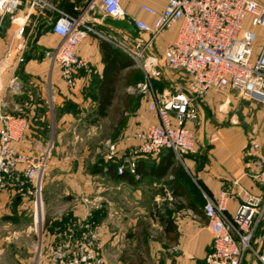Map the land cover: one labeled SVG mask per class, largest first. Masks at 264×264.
<instances>
[{"label": "crops", "instance_id": "obj_1", "mask_svg": "<svg viewBox=\"0 0 264 264\" xmlns=\"http://www.w3.org/2000/svg\"><path fill=\"white\" fill-rule=\"evenodd\" d=\"M46 1L73 16H82V19L95 29V33L88 34L78 46L77 52L86 60L87 67L77 73L76 85L72 88L62 80L58 65L51 60V55L60 38L52 32L50 20L34 14L35 10L31 7L30 0H22V5L13 17L4 16L0 20V114L24 116L27 121L25 134L22 140L16 143V147L26 152L41 153L50 132L52 117L57 133L76 132L82 127L84 129L86 120L82 121L84 126L78 124V120L82 116L89 115L90 118H94L92 124L100 118L109 117V127L116 129L129 121L134 114L131 125H127V130L133 131V134L151 123H157L155 113L148 109L146 98L141 93L135 94L130 90L131 87L136 86L137 82L129 85L125 83L127 67L120 71L112 104L104 110L106 115L98 114L101 97L98 86L104 69L100 43L101 40H106L131 56V52L150 38L149 32H142L134 25V20H141L150 25L154 22V16L145 11L142 6L148 5L159 11L164 8L168 0H120L124 12L122 17L107 15L100 0ZM258 1L264 3V0ZM47 15L53 18L56 12L47 10ZM22 23L26 24L25 34L28 39L21 53L22 61H19L14 34L16 28ZM177 29L178 23L172 22L147 45L145 55H151L157 59L153 70H162L160 78L157 80L152 78V85L154 82L157 83V89L160 91L182 83L181 76L173 70L175 74L172 76V72L165 69L161 59L165 48L175 39ZM255 30L260 36L263 34L260 28ZM9 48L12 54L7 57ZM136 66L135 62L133 68ZM13 82L19 85L18 90L12 88ZM159 86L162 88L159 89ZM215 94V90H212L207 96L199 99L195 105L196 116L184 122L194 132L197 148L194 154L184 156L181 161L174 157L176 162H171L165 173H159L157 166L160 162L168 161L169 149L167 148L162 149L157 155L131 156L135 162V174L130 173L127 168L124 169L127 171L124 176L117 175L113 168L102 170L103 177L108 178L109 185L110 180L117 182L122 192L128 189L135 197L149 196L158 203L166 199L169 212H166L167 214L160 221V228L167 246L175 245L177 250L171 251L170 254L162 253L164 255L162 264H205L206 255L212 246V235L202 211L204 203L202 191L213 198L222 191L229 192L226 207L228 215L235 211L242 200V192L238 194L239 188L253 194H262L264 198V188L252 176L255 172L253 159L244 153L249 142V131L239 124L236 113L232 112L228 120H223L222 116L212 113L216 108L215 98H213ZM226 106V102L221 104L219 113L228 115L229 110ZM247 110V106L243 105L241 113H246ZM263 112L264 110L260 112L261 116ZM119 118H124L121 125L117 124ZM92 124L90 128L94 127ZM257 125L262 131L264 123L259 121ZM263 134H261L263 137L260 144L264 151ZM137 143L138 140L133 135L124 141L123 147ZM50 161L49 158L48 165L55 163L61 166L57 170L61 173L64 171L62 165L69 164V161L64 158L59 160L56 157ZM177 165L184 173L176 172ZM65 170L66 175L58 173V176L57 174L55 176L51 173L50 177L53 180L74 182L75 174L71 170ZM65 189L69 191L67 187ZM4 193L10 195L9 192L3 191L0 197ZM24 210L27 211V216L33 219L32 208H0V216L7 222H16L21 213L25 215ZM67 211L63 213L62 210H58L47 219L46 236L43 235L42 238L44 247L48 244L52 246L59 239L62 226L64 227L67 222H72L82 214L79 210H72V208ZM167 222L171 225L169 232L165 231ZM97 229L102 240L103 257L109 264H143L142 255L139 252L144 241L142 238L134 236L135 242L127 241L126 238H120L118 235L111 237L108 230H101L98 227ZM128 243L132 245L130 250L126 247ZM263 243L264 217L254 231L252 246L255 250H260ZM42 256L39 254V257L33 260L34 264H52L47 254L45 258ZM30 258V255L26 258L16 256L14 261L17 264H30ZM242 264H257L251 251L246 252Z\"/></svg>", "mask_w": 264, "mask_h": 264}, {"label": "built area", "instance_id": "obj_2", "mask_svg": "<svg viewBox=\"0 0 264 264\" xmlns=\"http://www.w3.org/2000/svg\"><path fill=\"white\" fill-rule=\"evenodd\" d=\"M37 17L51 21L52 32L60 40L51 55L59 67L62 80L69 87L76 85L77 73L87 67L79 56V44L95 29L82 16H73L46 0H30ZM104 12L122 17L120 0H100ZM22 0H0V20L13 17ZM142 8L154 16L153 24L134 20L150 38L131 56L146 73L144 81L130 88L141 93L148 109L158 119L135 133L138 140L133 155H157L162 149H171L178 160L197 150L194 132L185 120L196 116V103L210 91L235 89L245 99L264 102V3L258 0H168L162 10L148 5ZM47 10L56 16L49 18ZM172 22L178 23L175 39L162 54L164 64L182 78L179 85L161 91L152 85L154 56L145 55L148 43ZM25 23L14 34L15 49L22 61L27 45ZM260 28L263 34L256 32ZM12 54L8 49L6 56ZM157 72H155V75ZM14 90L19 89L16 82ZM27 129L24 116L0 114V193L13 192L31 199L33 221L43 219V185L48 165V152L31 153L19 150L16 143L22 140ZM245 155L253 159V178L264 188V151L260 141L248 142ZM127 170L135 174L133 158L127 161ZM122 165L118 173L125 169ZM242 200L235 211L226 214L229 192L222 191L216 198L202 191L203 215L212 235L211 251L207 264H242L246 252L251 251L257 264H264V243L260 250L252 246L254 231L264 217V198L239 188ZM48 257L52 264H109L102 254L100 232L86 219L67 222L59 239L50 246Z\"/></svg>", "mask_w": 264, "mask_h": 264}, {"label": "rangeland", "instance_id": "obj_3", "mask_svg": "<svg viewBox=\"0 0 264 264\" xmlns=\"http://www.w3.org/2000/svg\"><path fill=\"white\" fill-rule=\"evenodd\" d=\"M136 68L140 70L142 75L141 82L144 81L146 77L145 70L138 65ZM165 69L168 72L171 71L172 76L175 74V71L173 72L166 65ZM150 72L153 75L152 78L156 80L162 74L160 69L154 71L153 66ZM155 72H157L156 75ZM215 92L213 98H215L216 108L212 113L222 116L223 120H228V116L232 112L236 113L239 117V124L249 131L248 141L252 139L261 141L264 128L261 131L257 123L259 121L264 123V114L261 116L260 113L264 110V102L245 99L235 89L215 90ZM134 93L139 94L137 91ZM136 98L138 99V97ZM225 102L227 104L226 108L229 110L228 115L219 113V106ZM243 105L248 108L246 113H241ZM90 117V115L87 117L82 116L78 120V124H81V126H84L82 125L83 119L86 120L84 129L82 127L76 132L69 133H57L54 129L52 117L50 132L44 149L47 150L48 158L51 161L56 157L59 160L64 158L69 161V164L62 165L63 173L57 171L58 168H61L60 165L55 163L47 165L42 196L43 219L38 224L34 223L32 217L27 216L26 210H24L25 215L21 213L16 222H7L0 216V264H17L14 261L16 256L26 258L30 255V264L35 263L33 260L36 257L38 258L39 254H42V257L45 258V254L48 255L51 246L48 244L44 247V241L42 242L43 235L46 236L47 219L51 218L54 212L58 210L65 213L68 212L67 209L70 211V208L79 210L82 213L72 222L86 219L94 227L108 230L111 237L118 235L120 238H126L127 241L133 240L135 242L134 236L142 238L144 241L139 252L142 255L143 264H162L164 263L162 253L170 254L171 251L177 250L175 245L167 246V241L160 228V221L167 214L166 212H169L166 199L158 203L149 196L135 197L128 189L122 192L117 182L110 180L109 185L108 178L103 177L102 171L100 173L94 171L96 168H100L99 166L103 162L112 164L111 166L116 172L121 165L125 168L127 161L133 156V150L136 146L134 144L123 147L124 141H127L133 135L135 137L133 131L127 130V125H131L134 114L129 118V121L124 122L122 126L116 127V129L109 127V117L100 118L95 121V124H92L94 118ZM91 124L94 126L93 128H90ZM134 128L136 129V127ZM104 168L108 167L104 166ZM65 169L71 170L75 174L74 182L53 180L50 177L51 173L55 176L56 174L58 176V173L59 175L60 173L66 175ZM47 178L48 181H46ZM9 193V196L4 193L0 197V208H32L33 214L31 199L13 192ZM175 206H177V203H175ZM63 228L62 226L60 230ZM126 247L129 250L132 249L130 243ZM205 264H207L206 258Z\"/></svg>", "mask_w": 264, "mask_h": 264}, {"label": "trees", "instance_id": "obj_4", "mask_svg": "<svg viewBox=\"0 0 264 264\" xmlns=\"http://www.w3.org/2000/svg\"><path fill=\"white\" fill-rule=\"evenodd\" d=\"M100 45L102 49L104 69L98 86V92L101 95L98 114L103 116L106 115L104 110L112 104V98L114 97V93L116 91V83L118 82L120 71L125 67L128 68V71L125 74V83L128 85L140 82L142 80V75L138 68H133V66L135 65V61L130 55L126 54L121 49L114 47L106 40H101ZM154 83L153 85L155 86V88H157V83ZM161 88L162 87L159 86V89ZM123 120L124 118H119L117 124L121 125L123 123ZM170 157H172L173 159H171ZM174 157L175 154L171 149H169V153H167V158H169L168 161L160 162V164L157 166V171H160L159 173H165L168 165H170L171 162H176V159ZM111 165L112 164L103 162L101 166H99L100 168H96L94 171L101 172L104 166L112 168ZM175 169L176 172L184 173L179 165H177ZM116 174L119 176H124L125 174H127V171H124L121 174L116 172ZM165 221H168V219H165ZM167 223L168 224L165 226V231L169 232L171 230V225L170 222Z\"/></svg>", "mask_w": 264, "mask_h": 264}]
</instances>
